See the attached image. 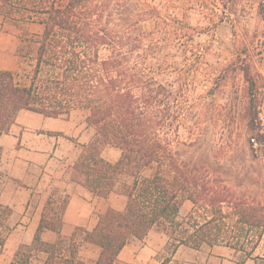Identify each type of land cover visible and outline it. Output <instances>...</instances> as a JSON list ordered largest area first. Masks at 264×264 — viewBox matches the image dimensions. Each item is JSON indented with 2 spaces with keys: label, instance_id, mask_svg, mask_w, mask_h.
<instances>
[{
  "label": "trees",
  "instance_id": "16d2710c",
  "mask_svg": "<svg viewBox=\"0 0 264 264\" xmlns=\"http://www.w3.org/2000/svg\"><path fill=\"white\" fill-rule=\"evenodd\" d=\"M243 2L264 22V0H0L4 20L42 27L20 39L18 68L0 70V179L1 139L21 111L53 119L87 112L94 135L81 145L73 180L94 196L120 188L126 198L122 211L108 208L83 231L101 250L95 264H118L125 246L152 230L167 237L161 264L203 245L229 249L237 264H264V155L228 132L237 123L264 144V76L248 57L202 73L212 42L188 23L196 14L215 32ZM229 69L243 77L240 94L226 95ZM109 147L120 150L116 162L103 157ZM69 198L52 190L32 244L10 264H31L38 253L47 264H84L76 233L62 234ZM185 201L193 209L180 220ZM13 212L0 202V247ZM45 230L56 244L42 240Z\"/></svg>",
  "mask_w": 264,
  "mask_h": 264
},
{
  "label": "crops",
  "instance_id": "0c3cea01",
  "mask_svg": "<svg viewBox=\"0 0 264 264\" xmlns=\"http://www.w3.org/2000/svg\"><path fill=\"white\" fill-rule=\"evenodd\" d=\"M10 132L14 139L27 141L30 146H41L37 147L39 151H31L28 156L35 167L41 169V172L37 175L26 172L20 175L11 173V180L16 184L23 183L25 187L17 186L5 192L2 203L10 206L14 211L10 220L21 217V215H24V220L8 235L5 246L0 247V264H10L20 245L32 244L43 208L53 188H58L61 193L70 197L62 229V234L66 237L73 236L79 227L92 231L101 214L108 208L116 209L108 203L109 198L94 196L73 180L72 168L79 156L80 147L88 144L83 130L78 129L75 132L69 122L62 121V119H47L39 114L21 111L17 124L11 127ZM3 140L4 136L1 142ZM31 208L33 211L29 216ZM41 238L48 244H56L58 239L56 233L50 230H45ZM80 242V260L84 264H95L100 255V248L95 244L85 242L84 239ZM161 245L162 241L149 245L142 244L139 240H131L121 251L118 264H161V261L156 259ZM183 248L178 250L172 264L175 262L196 264L193 261L197 260L198 264H237L233 253L225 247H219L223 250L220 253H216L213 249L211 256L208 257L201 256L198 250L182 253ZM36 255L31 264H47V254L38 253ZM246 264L253 263L247 262Z\"/></svg>",
  "mask_w": 264,
  "mask_h": 264
},
{
  "label": "rangeland",
  "instance_id": "374dc122",
  "mask_svg": "<svg viewBox=\"0 0 264 264\" xmlns=\"http://www.w3.org/2000/svg\"><path fill=\"white\" fill-rule=\"evenodd\" d=\"M188 23L195 31H200L203 33L202 38L205 41L209 39L212 42L210 51L214 56L203 60L201 64L203 69L202 73L205 71L217 73L224 67L226 68L229 66L238 57H241V59H246L248 57L247 59L252 61V65L255 67V69L264 76V22L257 14L255 8L253 9L245 2L240 3L234 9L231 19L222 23L215 32L206 33L204 30V22L196 14H193L191 17H189ZM41 30L42 27L38 24H15L12 21L4 20L3 16L0 15V70H16L20 63V60L17 56V49L20 45V39L27 34L39 33ZM181 70L187 71L188 67H181ZM228 73L229 77L224 89L226 95H236L237 93L240 94L245 88L242 75L238 71L236 72L231 69H229ZM209 86H211V84H209ZM197 93L200 92L193 91L192 95L197 97ZM28 113L34 114L32 112ZM262 114L261 120L264 124V106ZM87 117V112L83 110H76L73 111L68 118L62 119V121H68L71 125V128L74 129L75 132L78 129H80V131L83 130L86 141L89 143L94 135V129L92 130L88 126ZM228 132L233 143L236 145H247L250 148L248 142V140H250L249 136L242 134L237 123H230ZM70 139L73 140V138ZM1 144L3 146V156L1 163L3 175L0 179V202L2 203L5 192L10 191L17 186L25 187L23 183L16 184L14 181H12L11 173L20 175L21 173L26 172L30 173L31 175H37L41 172V169L39 167H35V164H33V162L28 158L29 152L39 151L38 148L41 146L37 145V148L36 146H30L27 141L25 142L21 139H14V136L11 132H9L8 135H4V140L1 142ZM252 148H258L259 154L264 155V144L262 145L258 142V146H253ZM103 157L110 162H116L120 157V150L111 147L106 148ZM54 189L56 188H53L52 190ZM108 198L110 199L108 200V203L113 205L118 211H122L125 208L126 198L121 194L120 188H116V190L111 193ZM35 201L36 199L34 202ZM192 209L193 204L190 201H185L180 209L179 219H186L192 212ZM32 211L33 209L31 208L29 216ZM22 220H24V215L10 220L9 226L11 227V231L17 228L22 223ZM84 230L85 228L80 227L75 231L76 238L79 242L84 238ZM161 241V248L156 254L157 260H159V256L157 257L158 254L160 257L163 255V248L166 244L167 237L158 230H152L142 241V244L147 243L149 245L156 244ZM213 249L216 251V253L223 251L221 248H219V246L209 247L207 245H203L198 251H200L201 256L208 257L211 256ZM192 250L193 249L191 248L184 247L182 249V253H188ZM193 263L198 264L199 262L197 260L193 261ZM174 264L177 263L175 262Z\"/></svg>",
  "mask_w": 264,
  "mask_h": 264
},
{
  "label": "built area",
  "instance_id": "2783aa9c",
  "mask_svg": "<svg viewBox=\"0 0 264 264\" xmlns=\"http://www.w3.org/2000/svg\"><path fill=\"white\" fill-rule=\"evenodd\" d=\"M263 126H264V124H263ZM250 142L253 144L254 147L258 146V142H257L256 138L250 139Z\"/></svg>",
  "mask_w": 264,
  "mask_h": 264
}]
</instances>
